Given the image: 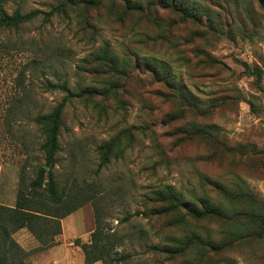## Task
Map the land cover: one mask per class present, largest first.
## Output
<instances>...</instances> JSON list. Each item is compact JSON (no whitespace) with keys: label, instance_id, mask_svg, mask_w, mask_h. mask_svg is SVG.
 <instances>
[{"label":"rangeland","instance_id":"374dc122","mask_svg":"<svg viewBox=\"0 0 264 264\" xmlns=\"http://www.w3.org/2000/svg\"><path fill=\"white\" fill-rule=\"evenodd\" d=\"M115 1L66 12L53 10L52 0L5 2L9 12L18 5L41 12L17 30L0 26V204L14 206L20 189L30 191L45 165V135L35 118L59 103L56 177L64 194L93 198L61 219L50 247L26 228L13 232L26 254L11 262L87 264L81 243L99 216L116 233L115 248L129 255L120 264H244L245 245L220 252L186 246L193 233L219 239L221 224L182 209L153 214L151 193L169 186L192 200L206 193L208 176L242 178L264 199V4L195 0L208 12L195 20L158 5L126 11L125 0ZM106 45L131 62L126 74L100 68ZM165 66L171 75L156 77ZM86 89L98 93L78 95ZM192 125L209 134L190 132ZM113 138L119 155L101 164L98 146Z\"/></svg>","mask_w":264,"mask_h":264},{"label":"trees","instance_id":"16d2710c","mask_svg":"<svg viewBox=\"0 0 264 264\" xmlns=\"http://www.w3.org/2000/svg\"><path fill=\"white\" fill-rule=\"evenodd\" d=\"M0 0V26L3 28L19 29L25 22L35 19L41 10L34 9L27 12L21 10L18 5L12 12L5 8V2ZM53 10L66 12L68 8L82 5L89 9L99 5L104 0H52ZM115 1V0H110ZM126 11L135 10L144 12V8L158 5L164 9H172L181 13L184 19L192 18L202 20L204 14H208L205 8L197 5L195 0H125ZM264 4V0H260ZM113 4H117L116 1ZM244 8L248 12L247 5ZM240 28L245 29L240 23ZM98 62L101 69L114 75H123L129 71L130 61L121 59L109 46L100 48ZM158 62V61H157ZM158 64V63H157ZM161 65L160 68H163ZM164 74L161 77L159 71L154 75L159 78H167L171 75L165 66ZM59 88L70 93L66 83L58 85ZM84 93L95 94L98 90H82L78 95ZM64 104H57L50 112L38 114L36 121L41 124L45 135L42 144L44 151L45 165L39 168L36 178L30 183V191L20 189L14 206L0 204V264H12L11 259L20 253L26 254L19 244L12 237V233L19 229L26 228L39 240L42 247H50L55 243V238L62 232L61 219L84 205L93 198L87 194L69 192L64 194L55 174L57 153L60 150V128L63 124ZM190 132L209 134V127L206 129L200 125H192ZM116 138L102 142L98 146L101 164H105L113 157L119 155L116 147ZM205 186L203 195L193 194L192 200H187L182 193L175 191L172 187L164 186L152 191V201L156 204L151 209L153 214H170L182 209L186 215L194 219H207L219 222L222 226L219 232V239L210 235L202 238L200 234L193 233L186 236L185 245L201 244L207 246L214 252L228 251L233 247L247 246L244 264H259L264 261V199L253 191L242 178H235V181L225 183L220 180L211 179L208 176L202 178ZM214 191L217 199L213 200L208 191ZM180 213L178 214V216ZM179 220V219H177ZM97 225L90 234L88 242L81 243L84 251L85 262L92 264L102 261L103 264H120L129 255L118 251L116 233L110 232V228L96 217ZM166 253H174L175 247L160 245L154 246ZM162 248V249H160ZM263 264V263H261Z\"/></svg>","mask_w":264,"mask_h":264}]
</instances>
